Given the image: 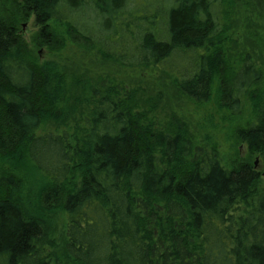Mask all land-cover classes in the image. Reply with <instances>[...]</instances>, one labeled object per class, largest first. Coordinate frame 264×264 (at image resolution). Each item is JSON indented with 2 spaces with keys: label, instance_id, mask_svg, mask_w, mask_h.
<instances>
[{
  "label": "trees",
  "instance_id": "obj_1",
  "mask_svg": "<svg viewBox=\"0 0 264 264\" xmlns=\"http://www.w3.org/2000/svg\"><path fill=\"white\" fill-rule=\"evenodd\" d=\"M137 1L14 0L17 14L0 19V264H264V184L251 164L226 167L135 90L40 63L18 33L32 14L39 46L56 26L104 62L157 70L195 104L240 116L263 71L245 48L228 59L227 10L264 12V0ZM253 109L235 137L264 163V89ZM31 171L33 203H62V249L44 207L27 202Z\"/></svg>",
  "mask_w": 264,
  "mask_h": 264
},
{
  "label": "rangeland",
  "instance_id": "obj_2",
  "mask_svg": "<svg viewBox=\"0 0 264 264\" xmlns=\"http://www.w3.org/2000/svg\"><path fill=\"white\" fill-rule=\"evenodd\" d=\"M14 0H0V19H7L17 10ZM136 1V0H135ZM144 0H138L135 4L140 7ZM254 2L256 0H253ZM147 6L161 3V0H145ZM239 9L227 10L232 30L236 36H232L227 47L228 59L236 61V57L244 48L254 54L255 65L263 71V81L254 88L252 100H248L245 109L236 118L227 115L224 106L216 99H212L204 106L195 104L182 96L173 86V81L165 74L153 69H134L121 67L112 62H104L95 50L75 43L73 36L68 33L64 36L61 30L54 27V32L60 35L55 38L51 47L39 46L42 42L38 38L41 28L35 25L34 16L31 14L27 20L18 24V33L28 45L31 56L38 59L40 63L54 61L60 66H66L70 71L75 72L79 77H106L114 83L119 84L124 89L135 90L138 98L144 106L151 109L154 114L161 117L176 116L188 127L190 135L196 142L203 146H210L217 149L222 163L232 168L239 163H249L261 175L264 184V163L258 155H250L245 143L235 137L236 131L246 127L252 122H256L257 115L254 105H258L264 89V12L258 6L245 9V1ZM24 25L26 26L25 28ZM236 28V29H235ZM229 61V62H230ZM50 128V127H48ZM40 178L31 171V177L24 180L25 196L31 194L27 201L31 208L44 207L46 218H49L53 227V234L57 243V249H62L66 240L64 215L62 213V203H41L39 199L36 205L33 200L39 194ZM24 192V191H23ZM38 206V207H37ZM42 210V209H41Z\"/></svg>",
  "mask_w": 264,
  "mask_h": 264
},
{
  "label": "water",
  "instance_id": "obj_3",
  "mask_svg": "<svg viewBox=\"0 0 264 264\" xmlns=\"http://www.w3.org/2000/svg\"><path fill=\"white\" fill-rule=\"evenodd\" d=\"M26 26L24 25V27L23 28H25Z\"/></svg>",
  "mask_w": 264,
  "mask_h": 264
}]
</instances>
